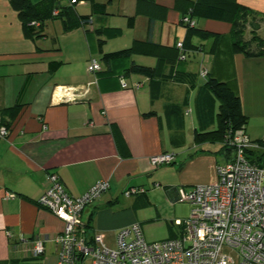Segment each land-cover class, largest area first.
Listing matches in <instances>:
<instances>
[{"label":"crops","instance_id":"obj_1","mask_svg":"<svg viewBox=\"0 0 264 264\" xmlns=\"http://www.w3.org/2000/svg\"><path fill=\"white\" fill-rule=\"evenodd\" d=\"M194 1L111 0L107 13L94 14L87 27L63 32L59 19H49L42 36L31 38L25 36L9 1L0 0V126L7 129L0 137V264H34L31 249L37 238H44L41 260L47 249L56 257L53 238L63 222L37 203L51 172L74 197L98 180L109 183L82 212L88 235L100 233L104 245L114 247L118 230L132 223L140 225L149 242L179 236L172 220L186 218L192 208L179 198L180 189L214 183L216 164L231 157L217 134L195 140L197 133L218 128L220 103L208 79L226 83L239 96L247 136L264 137V55L233 52L231 22L204 18L202 5L207 0H199L195 27H182L180 18ZM212 1H235L264 16V0ZM84 4L88 10L80 12L78 7ZM75 9L90 13L88 2H79ZM128 16L134 17L131 28ZM150 18L154 43L176 47L181 41L192 57L180 60L176 49L175 58L164 56L158 64L147 54L144 41ZM122 33L127 42L118 48L134 43L139 51L104 65L102 52L118 50H107V39ZM148 55L149 64L141 60ZM91 58L99 62L100 70L88 72ZM52 61L61 65L51 69ZM130 61L158 64L157 74L152 78L126 74L129 87L122 88L119 76ZM134 83L139 87H132ZM59 88L88 93L79 102L60 101L54 96ZM148 112L153 114L145 116ZM161 152L173 153L174 161L153 168L148 158ZM131 187L145 194L125 196L123 191ZM5 191L15 196L4 199ZM123 198L129 200L130 211L120 203ZM136 204L146 205L149 216L142 220ZM167 207L173 208L170 214ZM163 217L168 224L165 237L149 234L146 220Z\"/></svg>","mask_w":264,"mask_h":264},{"label":"built area","instance_id":"obj_2","mask_svg":"<svg viewBox=\"0 0 264 264\" xmlns=\"http://www.w3.org/2000/svg\"><path fill=\"white\" fill-rule=\"evenodd\" d=\"M191 11L189 8L180 22L193 27ZM175 46L179 59L184 60L187 50L183 43L179 41ZM87 70H100L99 62L91 58ZM206 74L203 69L201 75ZM120 86L129 87L126 78H120ZM132 87H139V83ZM87 93L88 89L59 88L54 96L74 101ZM6 135V127L0 126V137ZM222 144L231 157L216 164V181L180 189L179 198L192 206L190 214L172 220L180 229L179 236L158 241L145 240L138 223L120 228L114 247L104 245L100 233L89 236L82 220L83 209L105 192L109 183L98 180L85 193L74 197L67 193L56 173H49L47 188L37 203L63 222L61 231L53 238L57 247L55 264H83L86 258L90 264H264V163L255 159L260 151L264 152V137L251 140L241 126L229 129ZM148 161L153 168H159L171 164L174 154H153ZM142 192L131 187L123 194ZM14 196L15 193L5 191L3 198ZM31 250L33 256H42L44 238H37Z\"/></svg>","mask_w":264,"mask_h":264},{"label":"trees","instance_id":"obj_3","mask_svg":"<svg viewBox=\"0 0 264 264\" xmlns=\"http://www.w3.org/2000/svg\"><path fill=\"white\" fill-rule=\"evenodd\" d=\"M11 7L17 11L18 17L21 21L22 28L25 36L31 38H38L42 36L43 24L49 19H59L62 24L63 32H69L77 27H87L92 23V16L94 14H106V7L111 0L105 2H99L98 0H75L71 3V0H40L38 2H32L31 0H8ZM66 1V2H65ZM88 2L90 5L89 14H79L75 9V5L79 2ZM139 3L153 4L154 0H137ZM200 5L199 0L191 2V5L182 14L184 15L189 8L192 9L190 15L195 19V12ZM57 10V14H53V11ZM202 16L204 18L214 20H228L231 22V49L235 53H241L246 57H260L264 55V36L258 35L256 30L258 26L254 24L253 20L260 17L257 13L251 11L248 7L235 2V1H221L213 2L207 0L202 5ZM181 23V22H180ZM154 20L150 18L147 28V39L144 41L148 45L147 54L155 56L158 60V64L162 58L170 57L173 59L176 57V47L165 46L152 41L151 35L153 30ZM127 25L131 28L134 25V17H127ZM188 30L193 29L185 24ZM248 25L250 26V36L246 37V31ZM183 43V42H182ZM101 45V43L99 44ZM184 46V44H183ZM101 47V46H100ZM138 44H132L129 47L121 48L114 51L102 52L101 61L104 65H107L112 60L129 58L132 54L139 51ZM187 50V49H186ZM163 51V52H162ZM164 54V55H163ZM166 56V57H164ZM157 66H148L138 64L134 61H130L128 66L123 69V75L120 78H125L126 74L134 73L141 74L147 77H154L158 71ZM61 65V62H50V68ZM207 85L219 100V113H218V128L216 131L207 133H197L195 140H199L202 137H206L212 134H217L221 140L224 139L226 132L229 129H236L246 124V117L241 112V103L239 96L234 93L224 82L216 81L215 79H208ZM153 112L144 113L145 116L152 115ZM224 148V146H222ZM257 162L263 161L264 152L255 155ZM142 194H145L144 191ZM42 256H33L32 260L35 264H41Z\"/></svg>","mask_w":264,"mask_h":264},{"label":"rangeland","instance_id":"obj_4","mask_svg":"<svg viewBox=\"0 0 264 264\" xmlns=\"http://www.w3.org/2000/svg\"><path fill=\"white\" fill-rule=\"evenodd\" d=\"M78 10L80 12L87 11L88 10V5L87 4L80 5L78 7ZM253 21H254L253 23L258 26V29L256 30V33L258 35L264 36V17H260L258 19H254ZM195 25H196V21H195ZM182 27H186V25L184 23H182ZM193 27H195V26H193ZM249 30H250V26L248 25L247 31H246V37L247 38L250 36ZM126 35L127 34L122 33V36H120V37L107 39V42L105 43L106 49L110 50L111 48H118V47L122 46L125 42H127V36ZM122 48H125V47H122ZM118 49H120V48H118ZM187 55H188V52H187ZM189 56L192 57V55H190V53H189ZM189 56H187V57H189ZM141 60L143 62H145V63L152 61L151 57H149V55L147 57H145V58H142ZM147 64H149V63H147ZM79 66H81V65L79 64ZM60 101H62V100H60ZM261 153H262V151L259 152V154H261ZM260 162H262V161H260ZM130 196L133 197L134 195H130ZM128 201L129 200L125 201V198H123V201L122 202L120 201V203H123L127 207H129L128 210L130 211L131 205H129L130 203ZM165 209L167 210L166 214H170L172 212V210H173L172 207H167ZM135 210H136V212L138 213V215H139V217L141 219L142 218L144 219V218L149 216V209H148V207L146 205L136 204L135 205ZM129 211H127V212H129ZM134 214L135 213L133 212V216H134ZM174 216H176V214ZM141 219H139V220H141ZM145 223L149 226V227H147L149 234H154L155 236H159L160 238H162L163 236L165 237V233H167L168 224H166V222L164 220V217L160 218V219H151L150 218V220H146ZM144 228H145V226H144ZM145 230H146V228H145ZM144 232L146 234V231H144ZM165 238H167V237H165ZM165 238H162V239H165ZM147 239H148V237H147ZM162 239H160V240H162ZM39 262H42L44 264H55L56 257H55L54 252L51 249H47L46 253L44 255V258L41 261H39ZM83 264H90V259L86 258L84 260Z\"/></svg>","mask_w":264,"mask_h":264},{"label":"water","instance_id":"obj_5","mask_svg":"<svg viewBox=\"0 0 264 264\" xmlns=\"http://www.w3.org/2000/svg\"><path fill=\"white\" fill-rule=\"evenodd\" d=\"M79 101H82V99H76L73 102H79Z\"/></svg>","mask_w":264,"mask_h":264}]
</instances>
